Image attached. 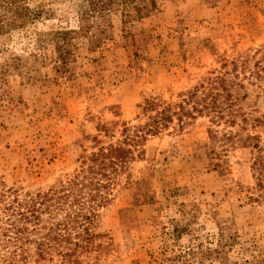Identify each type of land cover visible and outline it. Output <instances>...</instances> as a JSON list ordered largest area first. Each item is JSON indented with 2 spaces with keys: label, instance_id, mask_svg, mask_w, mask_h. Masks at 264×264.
<instances>
[{
  "label": "rangeland",
  "instance_id": "obj_1",
  "mask_svg": "<svg viewBox=\"0 0 264 264\" xmlns=\"http://www.w3.org/2000/svg\"><path fill=\"white\" fill-rule=\"evenodd\" d=\"M154 2L125 22L119 12L89 13L87 0H24L38 16L0 35V189L57 186L97 150L94 137L116 143L122 124L145 122V99L172 105L223 72L243 85L232 90L247 133L264 138L251 120L264 115V0ZM82 15L87 35L73 36L68 62L55 64L62 46L48 34L78 31ZM236 123L200 117L149 137L98 211L80 264H264V199L248 200L258 195L254 152L208 133L234 134ZM7 255L0 246V264ZM26 264L63 263L55 255Z\"/></svg>",
  "mask_w": 264,
  "mask_h": 264
},
{
  "label": "trees",
  "instance_id": "obj_2",
  "mask_svg": "<svg viewBox=\"0 0 264 264\" xmlns=\"http://www.w3.org/2000/svg\"><path fill=\"white\" fill-rule=\"evenodd\" d=\"M139 1L145 0H87V6L89 13L119 12L126 22L139 18L155 6L154 0H147L143 6ZM0 13L4 15H0V35L38 16L37 11L24 5V0H0ZM88 19V15L81 16L78 31L48 34L52 42L62 46L55 64L68 62L73 47L71 39L75 35H87ZM235 80L228 72L205 77L172 105L154 97L145 99L141 106L145 122L133 126L122 124L121 140L116 143L103 145L98 137H94L97 150L83 157L79 170L57 186L22 195L13 189L1 188L0 246L5 254L8 253L7 257L3 256L4 264H26L30 259L39 263L51 260L55 255L63 264H80L79 255L93 248V227L98 211L109 202L115 180L142 155L141 147L149 137L159 136L174 122L179 131L200 117L208 118L214 126L223 122L234 127L240 117L243 126L236 133L229 131L218 136L209 128V138L214 143L225 145L229 142L231 147L249 148L254 152L250 168L255 180L253 190L258 195L256 199L248 197V200L262 201L264 138L247 133L245 126L249 120L240 108H235L240 98L232 90L243 88V85ZM251 120L253 127L264 126V115ZM97 129L104 137L108 136L109 129L104 124ZM213 166L215 169L221 167L219 163Z\"/></svg>",
  "mask_w": 264,
  "mask_h": 264
}]
</instances>
